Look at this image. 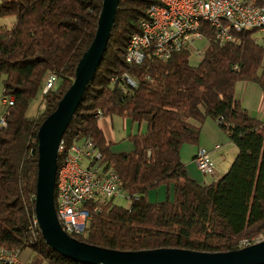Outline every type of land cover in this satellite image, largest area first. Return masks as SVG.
<instances>
[{
	"label": "trees",
	"instance_id": "trees-1",
	"mask_svg": "<svg viewBox=\"0 0 264 264\" xmlns=\"http://www.w3.org/2000/svg\"><path fill=\"white\" fill-rule=\"evenodd\" d=\"M157 0H121L104 59L63 139V147L90 141L104 170L114 169L129 208L111 199L93 213L81 242L118 251L176 248L229 252L264 233V122L236 99L238 82L256 83L264 97V45L256 30L220 43L209 34L198 64L186 49L170 59L127 61L132 36L141 32ZM103 0H0V82L15 97L9 124L0 128V247L36 254L33 264H89L49 247L27 226L38 178V131L58 107L76 68L95 38ZM57 74L56 88L43 94ZM129 79L134 83L131 84ZM42 95L43 110L27 112ZM122 117L144 133L128 137L130 152L117 153L100 127L102 117ZM211 119L237 148L229 170L199 183L182 160L186 145L198 146ZM59 155V168L64 162ZM165 191L162 201L150 196ZM57 193H55V200Z\"/></svg>",
	"mask_w": 264,
	"mask_h": 264
},
{
	"label": "built area",
	"instance_id": "built-area-1",
	"mask_svg": "<svg viewBox=\"0 0 264 264\" xmlns=\"http://www.w3.org/2000/svg\"><path fill=\"white\" fill-rule=\"evenodd\" d=\"M194 12L215 18L216 26L193 22ZM245 30L264 33V0H157L149 10L148 19L142 22L141 32L136 33L135 44L129 48L126 59L132 64H141L151 56L168 60L173 53L186 49L191 57L201 60L208 49L210 33L220 43H229L235 40L236 33ZM129 82L134 84L130 79ZM58 83L57 74L47 77L43 94L56 88ZM14 99L13 96L2 99L0 128H6ZM68 148L70 157L60 167L65 169V182H61V190H57L61 217L67 225V233L85 235L93 213L100 212L105 202L123 193L121 181L114 169H103L101 155L90 141L74 143ZM220 149L221 145H215L212 151L198 149L194 163L202 175L217 174L212 154ZM32 228L36 233L40 231L38 227ZM247 246L250 245L246 242L242 244L243 248ZM22 253L0 247V264H26Z\"/></svg>",
	"mask_w": 264,
	"mask_h": 264
},
{
	"label": "water",
	"instance_id": "water-1",
	"mask_svg": "<svg viewBox=\"0 0 264 264\" xmlns=\"http://www.w3.org/2000/svg\"><path fill=\"white\" fill-rule=\"evenodd\" d=\"M120 3L103 0L95 38L76 68L74 81L38 131L34 212L45 243L69 259L89 264H264V240L236 251L216 253L176 248L118 251L81 242L62 228L55 200L60 148L104 59Z\"/></svg>",
	"mask_w": 264,
	"mask_h": 264
},
{
	"label": "crops",
	"instance_id": "crops-1",
	"mask_svg": "<svg viewBox=\"0 0 264 264\" xmlns=\"http://www.w3.org/2000/svg\"><path fill=\"white\" fill-rule=\"evenodd\" d=\"M246 97L247 96H244L241 94L238 95L236 93V99L241 102L242 106L248 112V114L254 118L257 117L258 114H260L261 118H258V119H260L261 122H264V97H263V95L261 96V98L257 99L254 108H250V106H247L244 104ZM99 124H100L101 129L104 131V134H105L108 142L113 144V150L117 153L132 151L133 147L127 141L128 137H130L131 135L136 134L138 132L144 133L147 129L146 123H142V124L138 125V124L133 123L132 121H130L128 119H124L122 117H117V116L116 117H102L100 119ZM217 126L215 128L212 125H209V123L207 124L206 127L204 126V128H202V134H203L204 138H207L209 135H211V137L221 136V134H220L221 131L219 129L220 127L218 124H217ZM189 146L190 145L184 146L185 151L183 153H181L182 160L187 167L189 176L191 178L195 179L196 181H198L199 183L210 184V183L216 181L217 179H219L220 177H222L229 170L232 163L228 164L227 168H224L223 170L219 171V168H218L217 173H220V175H218V178L215 180L207 182V177L202 175L197 170L195 163H194V157H195L198 149H200V148L205 149L204 143L200 142V144L198 146H191V147H189ZM213 147L210 149V151L213 150ZM235 155H237V154H235ZM187 156H189V157H187ZM222 158H224V155L222 156ZM164 198H165V191L163 189L157 191L156 193H153L150 196L151 201H162ZM31 254H32V252L30 250H26L25 252H23L22 253L23 260L27 261V259L30 257Z\"/></svg>",
	"mask_w": 264,
	"mask_h": 264
},
{
	"label": "rangeland",
	"instance_id": "rangeland-1",
	"mask_svg": "<svg viewBox=\"0 0 264 264\" xmlns=\"http://www.w3.org/2000/svg\"><path fill=\"white\" fill-rule=\"evenodd\" d=\"M254 36L257 37L258 42L260 44L264 45V33H260L259 31L256 30L254 32ZM201 45L202 44H200V46ZM198 61H199L198 59L191 57V63L193 65L198 64ZM3 91H4L3 85L0 82V111L4 110V108L2 107V99L4 97ZM235 91L238 95L241 94V95L247 96L244 104L247 106H250V108H254L257 99L261 98V96L263 95L260 87L256 83H252V82H239V83H237ZM43 108L44 107L42 104V95L39 94L38 97L31 104V106L27 112V115L29 117H36L43 110ZM255 118L258 121H260V119H258V118H261V115L258 114V116ZM208 123H209V125H212L215 128L217 126L215 121L208 119L204 123L203 128H204V126L206 127ZM219 129L221 131L220 132L221 136H219V137L218 136L211 137V135H209L207 138H204L203 134L201 133L199 144H200V142H203L204 148L207 149L208 151H210V149L215 144L221 145L220 151L214 152L212 154L213 160L216 163V167H217V169L219 168V171H220V170H223L224 168H227L228 164L233 163L235 156H236L235 154H237V148H236L235 144H233L231 142L229 135L224 130H222L221 128H219ZM189 147H191V146H189ZM184 151L185 150L183 148L182 153ZM223 155H224L225 159L222 158ZM187 157H189V156H187ZM218 175H220V173H217L213 176H205V177H207V182H209V181L217 179ZM114 202L116 204L122 206V207H125V208H129L131 206V200L129 198H127V196L124 193H122L120 196L115 198ZM256 239H257V242L263 241L264 240V233L259 235V237ZM35 259H36V254L32 253L30 255V257L27 259L26 264H33Z\"/></svg>",
	"mask_w": 264,
	"mask_h": 264
},
{
	"label": "bare ground",
	"instance_id": "bare-ground-1",
	"mask_svg": "<svg viewBox=\"0 0 264 264\" xmlns=\"http://www.w3.org/2000/svg\"><path fill=\"white\" fill-rule=\"evenodd\" d=\"M193 22H205V25L216 26V19L213 17H207V14H204V12H194ZM141 26H142V24H141ZM135 40H136V34H134L130 40L128 50H127V56H126L127 58H129V48L135 44ZM48 77H53V73H51ZM14 104H15V99L13 102V106H14ZM9 114H10V112H9ZM8 121H9V118L7 119L6 128L8 127V124H9ZM59 154L64 155V158H65L64 160H68L70 157V148L65 149L63 147V143H62ZM115 173H117V172L115 171ZM118 178L120 180L119 175H118ZM61 182H65V169L59 168L58 169V175H57L56 193H57V190H61ZM34 205H35V203H34ZM56 211H57L58 219L62 225V228L64 229V231L67 232V225L65 223V220L61 217L60 197L58 195L56 197ZM27 226H28V229H29V232H30L32 239L34 241H37L38 233H36V231H34V229L32 228V226H35V227H38V229H39L38 221H37V218H36V215L34 212V206H33L32 210L27 209ZM68 234L70 236H73V237L74 236H82V235H76L75 233H68ZM7 251H10V250H7Z\"/></svg>",
	"mask_w": 264,
	"mask_h": 264
}]
</instances>
